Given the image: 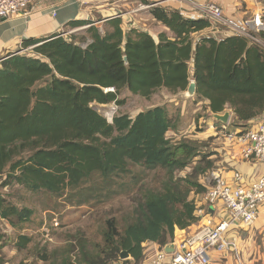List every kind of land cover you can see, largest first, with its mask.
<instances>
[{
  "label": "trees",
  "instance_id": "trees-1",
  "mask_svg": "<svg viewBox=\"0 0 264 264\" xmlns=\"http://www.w3.org/2000/svg\"><path fill=\"white\" fill-rule=\"evenodd\" d=\"M150 13L171 37L160 33L155 39L134 28L123 31L120 18L104 22L102 30L90 20H75L66 27H86L82 35L24 40V53H8L0 60V188L16 184L31 193L64 197L71 206H98L118 188L123 191L119 179L131 174L136 181L131 167L160 169L166 176L160 191L143 194L122 232L114 220L106 222L103 245L95 254L75 237L78 255L44 249L38 253L43 263L138 264L144 243L163 247L174 240L176 229L198 222L189 198L205 191L197 172L175 179L197 157V149L192 143L172 144L167 134L177 128L166 107L147 108L134 118L119 113L108 123L94 105H122L123 93L147 99L161 89L185 92L193 81L196 99L207 101L212 115L230 110L234 124L243 125L264 112L260 46L238 34L195 42L194 34L211 27L209 19L186 18L159 6ZM31 216L30 209L0 195V219L13 228ZM30 242L20 236L16 247L22 250ZM123 251L131 260L120 261Z\"/></svg>",
  "mask_w": 264,
  "mask_h": 264
},
{
  "label": "rangeland",
  "instance_id": "rangeland-1",
  "mask_svg": "<svg viewBox=\"0 0 264 264\" xmlns=\"http://www.w3.org/2000/svg\"><path fill=\"white\" fill-rule=\"evenodd\" d=\"M129 5L126 8H129ZM133 5L136 6V4ZM164 7L175 10L177 8L176 3H168ZM134 8V6L130 5V10ZM141 17L143 20L144 16ZM96 24L99 28L101 27V23ZM145 24L147 25L146 30L154 34L163 31L155 22L148 21ZM79 30V28L74 30L70 29V31L74 32L69 33L70 31H67L63 33L62 37L68 39L72 34L80 36L84 31ZM210 35L211 31L208 30L204 34H200V36L193 35L192 38L196 42L201 36L210 37ZM20 52L24 53V51ZM25 53L30 54L27 50ZM185 92L173 94L158 90L147 99L123 93L119 99H125L124 104L94 105V108L101 115L105 116L106 112H111V108L114 107L115 115L124 113L134 118L138 113L147 108L157 106L158 104L164 105L169 117L177 128L174 134H167V137L171 139L172 144L180 141L194 144L198 154L197 157L191 160L188 167L175 173V179L187 178L189 175L195 173L193 172L195 169L197 172V182L204 186V180L208 172L212 168L219 166L224 158V152L221 149L224 147V140L222 133H219L220 127L217 124L218 121L207 111L206 105L203 104L204 101L196 99L195 95L185 97ZM225 112H229L230 114L228 121V130L230 132H234L236 128H242V126L234 124V115L230 110ZM212 124L213 128L211 127ZM203 156H206V158ZM209 162L214 163H210V165L208 164ZM208 165L209 168L207 167ZM198 168L202 170L198 171ZM131 171L137 178L136 181H132L131 174L119 179V184L125 185L122 189L123 191L120 192L118 188V192L113 195L112 199L98 206H71L63 201L64 197L57 199L42 192L31 193L16 184L1 187L0 195L7 202L18 208L25 207L32 211L30 219L21 224L19 228H13L7 220L0 219V259L2 263L48 264L38 259V253L44 249L48 253H62L67 250H72V256H76L78 255L76 238L84 240L89 252L95 254L98 248L103 245V232L106 227V222L108 220H114L117 231L122 232L126 225L131 222L133 210L137 203L143 201V194L148 190L160 191L162 183L166 180L164 171L160 169L149 171L136 166L131 167ZM2 180L4 178H0V182ZM190 196L193 197V192ZM20 236L31 239V242L22 250H18L16 247ZM259 244L261 242H257L256 246ZM243 254L241 251L239 261L235 258L233 260L237 264H243V262L249 264V260H247L248 256L247 259L243 260ZM262 261L264 260L260 262L255 261L254 264H261ZM112 264L122 263L115 262Z\"/></svg>",
  "mask_w": 264,
  "mask_h": 264
},
{
  "label": "built area",
  "instance_id": "built-area-1",
  "mask_svg": "<svg viewBox=\"0 0 264 264\" xmlns=\"http://www.w3.org/2000/svg\"><path fill=\"white\" fill-rule=\"evenodd\" d=\"M48 1L0 0V19L27 15L31 8ZM198 10L200 18L209 19L214 28L229 26L219 5L206 3ZM261 19L260 15H255L250 30L231 26L230 29L261 47L262 41L257 36L263 28ZM115 114L113 107L104 117L112 123ZM228 125L221 122L219 125L224 140L221 148L224 158L219 166L208 172L203 186L205 191L200 195L193 193L191 199L198 217L194 224L197 228L163 247H143V259L138 264H212L214 255H228L239 261V246L233 232L237 228H251L258 220L264 205V172L258 176H245L238 165L258 164L264 168V112L234 132L228 130ZM167 245L173 246L171 253L164 251Z\"/></svg>",
  "mask_w": 264,
  "mask_h": 264
},
{
  "label": "crops",
  "instance_id": "crops-1",
  "mask_svg": "<svg viewBox=\"0 0 264 264\" xmlns=\"http://www.w3.org/2000/svg\"><path fill=\"white\" fill-rule=\"evenodd\" d=\"M145 2L148 3L146 4ZM168 3H176V10L180 11L186 18H200L201 15L199 14L198 7L206 3H215L219 5L223 9L224 17L229 26H220L219 28L211 26L209 29L194 34V36H200V34H204L209 30L211 31L210 37H214L218 40L237 35V31H232L230 26L231 28L237 27L241 30H250V26H253L254 16L260 15L263 28L260 29L257 36L262 41L261 48L264 51V0H49L48 2L31 8L27 15L0 19V60L8 53H20V46L24 40L45 39L56 34L63 36V33L70 31V28L66 27L67 24L75 20H90L96 27H98L96 23H101V27L98 28L102 30L104 22L114 18H120L122 20L123 31L134 28L149 33L155 39H157L160 33H165L171 37V32L152 17L150 13L152 7H148L153 5V7L159 6L165 8L164 6ZM128 4L135 8L130 10V5L128 6L129 8H126ZM133 4H136V6ZM141 16H144L143 20ZM148 21L155 22L163 31L154 34L146 30L147 25L145 22ZM84 28L85 27L79 28V31H84ZM161 91L168 92L166 89H161ZM203 104L207 107L208 102L204 101ZM168 134H174V131H169ZM238 166L245 176L249 175V177H253V174H257L258 176L264 172V168L258 164H239ZM228 176H230V174H228ZM190 199H193V197ZM196 228L197 225L191 226L183 231L176 229L174 240H178L185 233L194 231ZM263 231L264 205L260 208L258 220L251 228H237L233 232V237L236 238L239 246V252L242 251V253H244L242 255L244 257L243 260L247 259L248 256L247 260H249V264L264 260ZM257 242H261V244L256 246ZM158 246L159 245L152 242H146L142 245V247H149L150 249ZM120 261L123 260L120 259ZM233 262L237 264L228 255H214L212 264H234ZM243 264H246V262H243ZM261 264H264V261H262Z\"/></svg>",
  "mask_w": 264,
  "mask_h": 264
},
{
  "label": "water",
  "instance_id": "water-1",
  "mask_svg": "<svg viewBox=\"0 0 264 264\" xmlns=\"http://www.w3.org/2000/svg\"><path fill=\"white\" fill-rule=\"evenodd\" d=\"M124 61L126 62V58H124ZM196 93V85H195V82H191L185 92V97H192L194 96ZM214 119L218 122H221V123H228L229 121V117H230V114L229 112H225L224 114L220 115V114H214L213 115ZM164 251L166 253H171L173 251V246L172 245H167L165 248H164ZM119 258L121 260H128L129 259V254L125 251L121 252Z\"/></svg>",
  "mask_w": 264,
  "mask_h": 264
},
{
  "label": "clouds",
  "instance_id": "clouds-1",
  "mask_svg": "<svg viewBox=\"0 0 264 264\" xmlns=\"http://www.w3.org/2000/svg\"><path fill=\"white\" fill-rule=\"evenodd\" d=\"M214 118V117H213Z\"/></svg>",
  "mask_w": 264,
  "mask_h": 264
}]
</instances>
